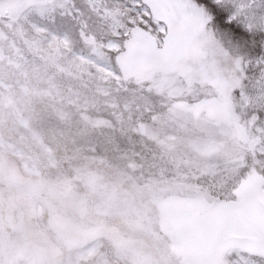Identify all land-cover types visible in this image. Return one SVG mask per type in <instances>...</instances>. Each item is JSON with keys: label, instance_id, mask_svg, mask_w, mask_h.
<instances>
[{"label": "snow or ice", "instance_id": "6c2138e0", "mask_svg": "<svg viewBox=\"0 0 264 264\" xmlns=\"http://www.w3.org/2000/svg\"><path fill=\"white\" fill-rule=\"evenodd\" d=\"M0 264H264V0H0Z\"/></svg>", "mask_w": 264, "mask_h": 264}]
</instances>
